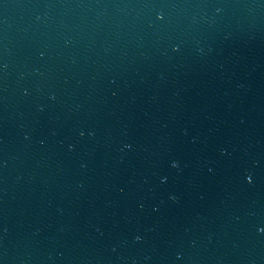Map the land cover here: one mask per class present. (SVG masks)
<instances>
[{
	"label": "water",
	"instance_id": "1",
	"mask_svg": "<svg viewBox=\"0 0 264 264\" xmlns=\"http://www.w3.org/2000/svg\"><path fill=\"white\" fill-rule=\"evenodd\" d=\"M0 264H264V0H0Z\"/></svg>",
	"mask_w": 264,
	"mask_h": 264
}]
</instances>
